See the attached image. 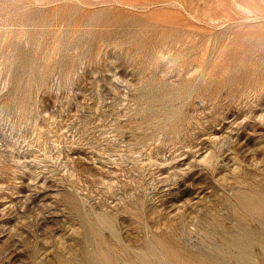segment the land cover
Returning a JSON list of instances; mask_svg holds the SVG:
<instances>
[{"label": "rangeland", "instance_id": "374dc122", "mask_svg": "<svg viewBox=\"0 0 264 264\" xmlns=\"http://www.w3.org/2000/svg\"><path fill=\"white\" fill-rule=\"evenodd\" d=\"M239 171L264 182V0H0V264H264L221 245L261 227Z\"/></svg>", "mask_w": 264, "mask_h": 264}, {"label": "bare ground", "instance_id": "6f19581e", "mask_svg": "<svg viewBox=\"0 0 264 264\" xmlns=\"http://www.w3.org/2000/svg\"><path fill=\"white\" fill-rule=\"evenodd\" d=\"M261 83L262 82L260 78V80H258L257 82V86L261 85ZM254 87L255 86L253 85L252 88ZM231 142L232 140H230L229 138L228 140L225 139V140H220L216 142L212 146L213 147L212 156L218 157V155L226 153L227 149L233 147L232 151L234 153L235 164L242 166L243 159H241L240 157H236L238 155V151L236 149V145L233 144V142L232 143ZM201 144L203 147L204 144L203 143ZM226 145L228 146L227 148H225ZM242 170H243V167H242ZM239 174L242 177L240 179V182H242L243 185L240 186V188L242 189L236 192L234 198L237 202L241 203L242 205L249 206L257 211L258 213L257 215L259 217L258 219L261 223V227L258 229L250 225L248 222H243V224L241 225L242 231L239 235H234V234L233 235L232 234L223 235L222 233V236L224 237V239L221 245L223 247L226 246L229 248L239 247V248H242V251H244V250L250 249L254 245V243H260L262 244L264 248V182L263 180L249 178L244 171L243 172L239 171ZM263 177H264V174H263ZM216 224L220 226L221 223L219 222V220H217ZM4 244L6 243L0 242V248H2ZM165 246L169 247L170 250L174 249V246L171 244H166ZM208 262L209 264H212V262L214 264H218L220 261L214 258H210Z\"/></svg>", "mask_w": 264, "mask_h": 264}]
</instances>
